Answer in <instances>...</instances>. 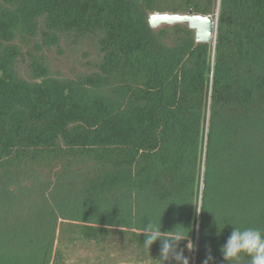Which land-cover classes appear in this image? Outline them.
<instances>
[{"label":"trees","instance_id":"obj_1","mask_svg":"<svg viewBox=\"0 0 264 264\" xmlns=\"http://www.w3.org/2000/svg\"><path fill=\"white\" fill-rule=\"evenodd\" d=\"M153 13L211 15L214 39ZM262 151L264 0H0V212L41 199L53 217L0 264H164L149 222L188 235L189 264H227L235 226L264 232Z\"/></svg>","mask_w":264,"mask_h":264},{"label":"clouds","instance_id":"obj_2","mask_svg":"<svg viewBox=\"0 0 264 264\" xmlns=\"http://www.w3.org/2000/svg\"><path fill=\"white\" fill-rule=\"evenodd\" d=\"M225 226V225H224ZM224 226L220 229H223ZM173 234L170 236H163L161 233L160 223L149 222L145 226L143 245L146 249L150 250L151 246L159 239L160 245V258L165 262L175 260L177 264H189V259L184 255L183 249L177 251L179 242L186 239L184 235L177 227L174 231H170ZM188 249L193 248L191 241L187 244ZM220 252L223 257V261L227 264H232L233 261H239L241 253L248 255L250 264H264V232L256 228H245L241 230L238 227H234L225 242L220 246ZM215 257L211 255L209 248L206 255V259L203 264H209L210 261H214Z\"/></svg>","mask_w":264,"mask_h":264},{"label":"rangeland","instance_id":"obj_3","mask_svg":"<svg viewBox=\"0 0 264 264\" xmlns=\"http://www.w3.org/2000/svg\"><path fill=\"white\" fill-rule=\"evenodd\" d=\"M59 60L60 59H57V55H50L49 67L52 73L55 74V71L58 70L60 72V76H72L73 73L70 71V67L73 62L71 61V58L64 59L63 61ZM74 68L76 72L85 70L79 64L74 65ZM20 73L23 76L25 75L23 67L20 68ZM255 164L257 165L255 168V175L259 181H262L264 180V151L257 156V162ZM22 195L23 193L20 194L21 199ZM20 202L23 204V200ZM20 202L16 203V207L13 209H7L5 212H0V243L1 241H6L12 232L19 234L18 242L16 241L13 244L11 243V247H17L18 243L21 240L25 241L26 237L29 235H33L35 237L37 236L36 242L40 243L39 240L44 236H47V233L51 232L50 226L53 217L51 215V211H49L51 210V203L49 201L39 199L36 202V205L30 207V210H27L26 208L23 209L24 207L22 204L20 205ZM83 212L80 211L79 214L83 216ZM35 246L36 244L32 248ZM22 258L24 261L28 260L27 258L21 257V261Z\"/></svg>","mask_w":264,"mask_h":264},{"label":"water","instance_id":"obj_4","mask_svg":"<svg viewBox=\"0 0 264 264\" xmlns=\"http://www.w3.org/2000/svg\"><path fill=\"white\" fill-rule=\"evenodd\" d=\"M148 23L153 28L161 24L187 23L194 30L197 42H211L216 29V21L211 15L192 13H153L149 15Z\"/></svg>","mask_w":264,"mask_h":264}]
</instances>
